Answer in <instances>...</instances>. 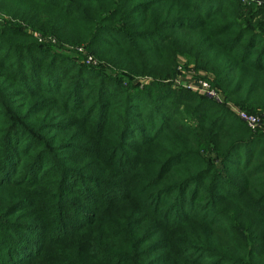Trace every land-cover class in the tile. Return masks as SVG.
Instances as JSON below:
<instances>
[{
    "label": "trees",
    "instance_id": "1",
    "mask_svg": "<svg viewBox=\"0 0 264 264\" xmlns=\"http://www.w3.org/2000/svg\"><path fill=\"white\" fill-rule=\"evenodd\" d=\"M0 264H264V4L0 0Z\"/></svg>",
    "mask_w": 264,
    "mask_h": 264
},
{
    "label": "built area",
    "instance_id": "2",
    "mask_svg": "<svg viewBox=\"0 0 264 264\" xmlns=\"http://www.w3.org/2000/svg\"><path fill=\"white\" fill-rule=\"evenodd\" d=\"M256 1L258 4H264V0H253ZM180 82V83H179ZM182 83V81L180 79H176V84L180 85ZM183 84V83H182ZM197 85L195 86H191L188 83H185L184 86L191 88L192 90L195 91H199L201 93L207 94L212 98H215L216 100H218L219 102H224L222 96L215 90L216 88H213L209 82L205 79H201L199 80L198 83H196ZM228 107H230L234 112H236V114L242 118L250 127L252 128H258L261 126V120L257 115L254 114H250L245 110H242L238 107H236L235 105H230L227 104Z\"/></svg>",
    "mask_w": 264,
    "mask_h": 264
},
{
    "label": "rangeland",
    "instance_id": "3",
    "mask_svg": "<svg viewBox=\"0 0 264 264\" xmlns=\"http://www.w3.org/2000/svg\"><path fill=\"white\" fill-rule=\"evenodd\" d=\"M177 71H178L177 72V75H178L177 78L180 79L182 81V83H183V84L181 83L180 86H184L185 83H188L191 86H195V85H197L196 83H198L199 80H201V79H203L205 77V75H203V73L205 71L196 70V69H194L192 67L187 68L186 67V59H185V57H182V56L179 57ZM206 74H207V76H210L211 73L206 72ZM215 90L222 96V98L224 100V103L230 104L232 106L235 105L233 102L227 101L224 93L218 87Z\"/></svg>",
    "mask_w": 264,
    "mask_h": 264
}]
</instances>
